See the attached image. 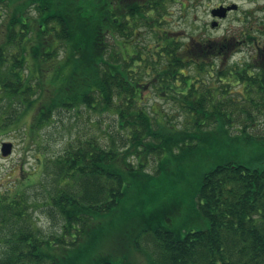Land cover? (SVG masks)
<instances>
[{"label":"trees","instance_id":"16d2710c","mask_svg":"<svg viewBox=\"0 0 264 264\" xmlns=\"http://www.w3.org/2000/svg\"><path fill=\"white\" fill-rule=\"evenodd\" d=\"M175 1L0 0V136L23 131L42 155L38 182L0 189V264H137L111 247L117 216L139 182L177 184L190 164L191 200L154 214L189 207L209 225H137L150 264H264V132L249 130L264 115V22L243 36L255 55L230 62L231 37L184 41L166 26ZM150 92L186 126L153 111ZM55 129L68 138L50 153L41 132ZM39 210L59 233H44Z\"/></svg>","mask_w":264,"mask_h":264},{"label":"rangeland","instance_id":"374dc122","mask_svg":"<svg viewBox=\"0 0 264 264\" xmlns=\"http://www.w3.org/2000/svg\"><path fill=\"white\" fill-rule=\"evenodd\" d=\"M186 5L182 1L171 2L169 7V15L166 26L170 30L175 31L176 36L184 41H189L192 38L206 37L208 39L219 41L222 38L231 37L235 42L232 50L226 57V61H245L250 60L255 55V45L251 41L243 38L250 26L248 21L254 19L253 25L264 22V0H185ZM221 2H226L228 5L237 3L240 7L238 11H231L225 18H217L218 23L212 26L214 21L211 10L214 6ZM248 12H253L254 17H245ZM263 21V22H261ZM264 32V26L261 27ZM256 33V32H255ZM260 42L264 43V35L262 32L256 33ZM239 48V49H237ZM256 57L257 53H256ZM220 63V59H218ZM148 97L149 103H153L155 109L160 114L166 113L172 116L173 122L179 127L186 126L189 116L185 111H181L178 105H175L171 100H164L150 92ZM157 116L156 113H154ZM260 123L256 128H250L251 132H264V115H258ZM107 121L110 126L112 117H108ZM109 128H112L109 127ZM99 132L96 128L94 129ZM236 131V130H232ZM23 131L9 133L6 136H0V189H5L6 186L22 185V181L26 177H33V182L39 178L40 174V158L38 145L34 141L26 140ZM75 133V132H73ZM42 144L48 147L50 153H54L61 149V146L68 134L60 129L54 131L41 132ZM45 140V141H44ZM10 141L14 144L13 151L8 156H3L1 152L2 143ZM159 157L149 155L146 161L147 169L154 172ZM130 160L133 163H138L139 158L132 156ZM199 170L193 164L179 172V182L173 184L169 178L160 180H142L134 186L132 190L131 201L128 203L129 211L121 213L116 218V230L111 236L112 248L116 249L118 257L128 258L137 264H150L149 253L152 245L143 238V233L135 229L137 225L145 228L149 221L152 226L168 225V223L179 224L188 222L189 227L193 229L205 228L209 225L206 217L199 215L188 207L181 208L179 213L169 211L170 221L162 220L155 217L156 208L162 207L171 203L176 198L184 199V202H189L192 198V193L196 188ZM39 180H37L38 182ZM27 182V180L25 181ZM39 188L38 184L28 188L31 192ZM37 221L45 231L44 233L56 234L60 232V224L56 220L53 221L45 216L40 210L36 213ZM168 222V223H167ZM149 228V227H147ZM138 237V242H135L134 237ZM1 248V243H0Z\"/></svg>","mask_w":264,"mask_h":264},{"label":"water","instance_id":"95a60500","mask_svg":"<svg viewBox=\"0 0 264 264\" xmlns=\"http://www.w3.org/2000/svg\"><path fill=\"white\" fill-rule=\"evenodd\" d=\"M239 5L237 3H232L230 5H227V6H220V7H217L215 9H213L212 13H213V16H218V17H226L227 16V13L228 11L230 10H235V9H238ZM217 24V21H214L212 23V26L216 25ZM13 146L14 144L10 141H4L2 143V147H1V151H2V154L4 156H8L9 154H11V152L13 151Z\"/></svg>","mask_w":264,"mask_h":264},{"label":"flooded vegetation","instance_id":"af4514ba","mask_svg":"<svg viewBox=\"0 0 264 264\" xmlns=\"http://www.w3.org/2000/svg\"><path fill=\"white\" fill-rule=\"evenodd\" d=\"M224 5H228V3H226V2H221V3H219L218 5H216V6H214L213 8H212V10H211V13H212V11H213V9H215V7H220V6H224ZM239 9H240V7H239ZM239 9H237L236 11H238ZM234 11V10H233ZM231 11H229V13H230ZM228 13V14H229ZM228 16V15H227ZM217 18H219V17H215L213 20L215 21V20H217ZM220 24V23H219ZM220 57V56H219Z\"/></svg>","mask_w":264,"mask_h":264},{"label":"bare ground","instance_id":"6f19581e","mask_svg":"<svg viewBox=\"0 0 264 264\" xmlns=\"http://www.w3.org/2000/svg\"><path fill=\"white\" fill-rule=\"evenodd\" d=\"M215 8H217V7H215ZM212 15H213V13H212ZM213 17H218V16H213ZM219 18H221V17H219ZM215 21H217L218 22V20H215ZM214 22V21H213ZM212 22V23H213ZM219 23V22H218ZM2 152V151H1ZM3 155V154H2ZM10 155V154H9ZM4 156V155H3ZM6 157V156H5Z\"/></svg>","mask_w":264,"mask_h":264}]
</instances>
